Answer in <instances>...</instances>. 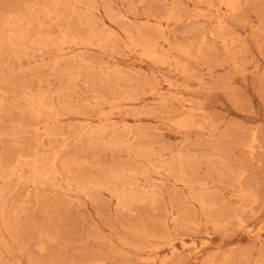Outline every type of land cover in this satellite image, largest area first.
<instances>
[{
  "label": "rangeland",
  "instance_id": "1",
  "mask_svg": "<svg viewBox=\"0 0 264 264\" xmlns=\"http://www.w3.org/2000/svg\"><path fill=\"white\" fill-rule=\"evenodd\" d=\"M0 264H264V0H0Z\"/></svg>",
  "mask_w": 264,
  "mask_h": 264
}]
</instances>
